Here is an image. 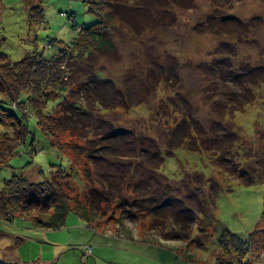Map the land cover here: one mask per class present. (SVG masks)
<instances>
[{
	"label": "rangeland",
	"instance_id": "rangeland-1",
	"mask_svg": "<svg viewBox=\"0 0 264 264\" xmlns=\"http://www.w3.org/2000/svg\"><path fill=\"white\" fill-rule=\"evenodd\" d=\"M94 1L0 0V52L11 62L32 52L50 55L57 46L53 40L69 43L82 26L98 20L88 11ZM122 1L124 13L141 21V31L133 32L126 24L117 28L109 24L115 53L92 52L72 67V79L81 81L83 73L96 72L142 101L128 110H100L97 116L127 127L126 139L137 144L146 137L143 142L152 148L149 135L159 143L175 115L190 114L209 136L216 135L220 127L236 131L239 141L234 149L243 157L253 155L248 169H258L264 176L262 158L256 160L264 157V0H150L146 13L137 11L141 0ZM37 6L44 19L30 21L28 13ZM149 18L157 22L151 25ZM143 24L147 25L143 28ZM248 84L252 87L246 91ZM241 98L246 101L233 110ZM225 99L230 110L219 117L212 106L220 105L215 101L222 106ZM58 100L60 97L50 99L45 112H52ZM101 128H105L103 124ZM4 132L13 134L11 125L0 124V133ZM24 134V143L0 166V190L13 173L39 182L49 177V168L53 172L58 166L70 174L73 192L84 187L85 167L94 179L106 176L107 182L124 179L130 185L135 182L132 177L139 176L145 184L136 183L138 189L151 184L157 187L148 164L117 157L98 158L95 164L82 155L75 158L70 150L52 144L32 116ZM59 141L70 138L64 135ZM114 141L124 153L130 149L129 144ZM84 150L87 148L77 153L85 155ZM161 153L164 159L158 171L176 181L162 192L174 196L177 207L214 199V222L206 228L199 246L193 239L201 231L199 226H205L206 216L196 220L188 239H163L166 230L181 228L169 214L157 210L127 218L112 199L100 205L98 214L91 212L90 222L69 211L58 229L37 226L20 212L7 221L0 218V264H217L219 256L226 262L230 257L229 249L220 252L216 240L223 228L243 241H249L253 232V238L264 243V181L240 183L232 171L212 163V152L178 147L166 155L162 146ZM127 191L130 188H122L123 193ZM244 256L250 264H264V246L258 249L250 244Z\"/></svg>",
	"mask_w": 264,
	"mask_h": 264
},
{
	"label": "trees",
	"instance_id": "trees-1",
	"mask_svg": "<svg viewBox=\"0 0 264 264\" xmlns=\"http://www.w3.org/2000/svg\"><path fill=\"white\" fill-rule=\"evenodd\" d=\"M148 1L150 0L140 1L141 4L137 10L140 11L139 13L148 11L146 9ZM123 3L122 0L91 2L88 11L95 14L98 20L88 26H82L69 43L53 40L52 42H57V46L50 55L32 52L16 62H11L4 53L0 52V95L2 94L0 124H9L13 128V134L0 133V166L6 164L7 159L24 143L27 121L32 116L36 119L39 128L50 137L52 144L70 150L75 158L82 155L86 161L90 159L95 164L98 158L117 157L148 164L149 169L154 172L152 178L157 187L151 184L138 189L136 183L145 184L143 178L139 176H135V179L132 177L135 181L130 183L132 188L124 179L119 182H107L109 179L106 176L94 179L89 174L88 167H85L87 177L84 178V187L76 192L72 191L74 187L71 185L70 174L60 166L55 167L53 172L49 168V177L39 182L29 181L23 174L13 173L0 190V218L7 221L15 212H20L37 226L58 229L64 225L69 211H73L81 220L90 222L92 211L98 214L101 204H107L109 200L115 199L117 207L127 218L135 217L140 213L152 214L151 211L157 210L164 212V215L169 214V219L173 220L174 225L181 228L166 230V234L162 235L163 239H188L196 220L206 216L205 226H199L201 231L198 230V236L193 239L194 244L199 246L202 243V237L207 235L206 228L208 229L214 222L212 216L214 199H204L196 206L181 204L177 207L174 196L165 195L170 186L176 185V181L168 179L158 171L164 159L161 147H164L166 155L172 154L178 147L198 152H212V163L232 171L233 177L244 185L264 181V176L258 169H248L247 164L253 155L243 157L240 151L234 149V145L239 141L236 131L220 127V130L215 132L217 136H209L205 133L203 126L198 124L190 114L179 115V117L175 115L168 126L169 130L164 131L159 143L149 135L152 138L149 139L152 148L146 147L143 142L147 139L146 137L139 138L142 142L137 144L134 139H126L124 131H128L127 127L116 125L111 119L97 116L100 110H128L142 101L134 100L130 92L120 87L116 81L100 77L96 72L83 73L84 77H81V81L72 79V67L86 60L92 52L100 55L115 53V45L109 35V24L116 28L118 25L126 24L133 32L141 31V21L130 17V13L125 14L122 8ZM179 3L182 4V1ZM34 9L39 13L38 17H34ZM28 14L30 21L41 22L44 19L43 11L38 6L33 7ZM60 14L72 18L70 14L64 12ZM151 19L152 21L149 22L151 25L157 22L156 18L148 20ZM144 25L147 24H143V28ZM251 87L252 84H248L244 90L249 91ZM57 97H60V100L55 104L53 111L45 112L46 103ZM224 101L226 103L224 102L222 106L219 101L215 102L220 105L212 106L219 117H223L225 111L230 110L227 100ZM245 101L246 99L241 98L234 105L240 106ZM225 104L226 109L223 110ZM232 109L238 110V106ZM102 124L105 128H101ZM64 135H67L70 141L60 143L59 139ZM114 140H120L119 143L123 146L126 143L129 144L128 152L124 153L118 149ZM83 147L87 148L83 152L85 155L81 152L77 153ZM257 158V161L262 158L260 167L261 172L264 173V157L257 156ZM97 172L103 173L102 170ZM108 174L111 175L110 172ZM199 177L201 178V174ZM122 188H130L132 192L123 193ZM161 192L164 194L161 195ZM151 194H155L156 197ZM261 223L264 225V209ZM216 240L220 252H223V249L230 250L229 261L226 262L219 256L217 264H250L244 256L248 252L249 245L257 246L258 249L264 246V243L253 238V232L250 234L249 241H243L225 228L219 232Z\"/></svg>",
	"mask_w": 264,
	"mask_h": 264
}]
</instances>
